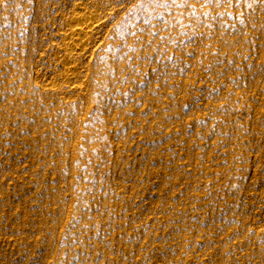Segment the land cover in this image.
I'll return each mask as SVG.
<instances>
[{
	"label": "rangeland",
	"instance_id": "1",
	"mask_svg": "<svg viewBox=\"0 0 264 264\" xmlns=\"http://www.w3.org/2000/svg\"><path fill=\"white\" fill-rule=\"evenodd\" d=\"M0 264H264V0H0Z\"/></svg>",
	"mask_w": 264,
	"mask_h": 264
},
{
	"label": "bare ground",
	"instance_id": "2",
	"mask_svg": "<svg viewBox=\"0 0 264 264\" xmlns=\"http://www.w3.org/2000/svg\"><path fill=\"white\" fill-rule=\"evenodd\" d=\"M80 6L81 5L79 4V6L73 9L72 15L75 24L69 25L65 33V39L68 40L67 45L65 44V48L71 55L75 54L77 51H80L82 49V43L84 41L81 40V35H84L86 30L90 29L96 22V20L89 13V15H87L86 12H84V9ZM64 74V77L71 78L75 74V69L73 67L68 66L65 68Z\"/></svg>",
	"mask_w": 264,
	"mask_h": 264
}]
</instances>
